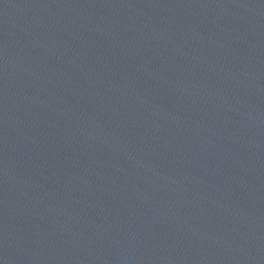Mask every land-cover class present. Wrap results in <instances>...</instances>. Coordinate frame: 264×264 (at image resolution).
<instances>
[{"label": "water", "instance_id": "95a60500", "mask_svg": "<svg viewBox=\"0 0 264 264\" xmlns=\"http://www.w3.org/2000/svg\"><path fill=\"white\" fill-rule=\"evenodd\" d=\"M0 264H264V0H0Z\"/></svg>", "mask_w": 264, "mask_h": 264}]
</instances>
